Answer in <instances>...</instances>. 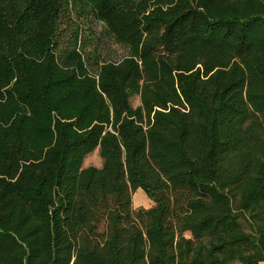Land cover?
Wrapping results in <instances>:
<instances>
[{
	"label": "trees",
	"instance_id": "obj_1",
	"mask_svg": "<svg viewBox=\"0 0 264 264\" xmlns=\"http://www.w3.org/2000/svg\"><path fill=\"white\" fill-rule=\"evenodd\" d=\"M73 1L133 51L92 74L68 0H0V264H264V0Z\"/></svg>",
	"mask_w": 264,
	"mask_h": 264
},
{
	"label": "rangeland",
	"instance_id": "obj_2",
	"mask_svg": "<svg viewBox=\"0 0 264 264\" xmlns=\"http://www.w3.org/2000/svg\"><path fill=\"white\" fill-rule=\"evenodd\" d=\"M67 4L68 7L61 15L56 36L58 47H54L59 58L64 52L76 50L82 56L91 73L95 74L98 69L96 63L118 62L131 55L132 47L127 43H120L106 22L99 19L89 9L82 10V6H77L73 0H68ZM130 103L133 108L140 107L141 95L132 96ZM101 165L102 158L97 150L88 155L83 163L85 169L89 167L101 168ZM152 206L153 201L143 190L139 189L133 195L135 211L149 209Z\"/></svg>",
	"mask_w": 264,
	"mask_h": 264
}]
</instances>
